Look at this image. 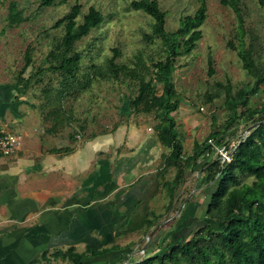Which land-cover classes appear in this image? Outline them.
<instances>
[{
  "label": "rangeland",
  "instance_id": "374dc122",
  "mask_svg": "<svg viewBox=\"0 0 264 264\" xmlns=\"http://www.w3.org/2000/svg\"><path fill=\"white\" fill-rule=\"evenodd\" d=\"M133 1L67 0L64 5L42 7V0H0V87L11 88L10 85L15 84L26 64V50L32 48V64L24 74L25 79L32 76L30 88L25 91L11 88L13 94L10 102L15 112L26 103L35 116L41 118L58 106L64 112L59 114V121L64 120L63 126L58 128L82 139L112 133L121 125L155 130L158 123L155 114L129 113V99L137 95L143 77L147 80L154 77L153 64L165 60V47L160 39L156 38L153 42L147 39L146 36L153 32L154 19L143 11H135L131 7ZM157 1L167 13L166 31L169 34L177 31L181 20L194 15L201 6V0ZM223 1L230 0H206L207 19L201 28L203 37L190 55L179 57L175 64L173 81L180 108L173 115L185 140L184 152L187 155L192 153L195 141L211 139L210 135L223 130L229 120L226 94L220 85L231 84L233 91L237 92L254 84L238 55L241 36L238 15ZM76 2L82 5L79 23L91 7L102 12L104 21L77 42L75 51L82 55L80 72L75 82L77 91L66 95L59 103L55 97L61 90L64 77L47 68L58 63L51 54L58 52L65 28H55L54 25L70 12ZM11 3L17 4L25 18L20 25L10 24ZM238 6L244 20L246 46L252 44L264 62V8L258 0H239ZM115 49L119 51L116 62L121 67L118 77L113 76L108 69V60L114 56ZM210 55L214 74H210ZM155 86L161 93L162 85L155 81ZM263 103L264 87L251 97L250 106L256 109ZM48 118L44 124L51 127L54 119ZM258 118L242 121L239 126L231 128L225 135V142H239ZM217 158L215 151L207 152L198 166L188 172L178 190L172 211H166L169 203L167 196L158 209L155 207L156 212L163 217L153 229L154 236L151 237V233L146 235L138 247L126 251L128 257L122 256L115 263L108 259L82 263L136 264L145 260L146 255L164 254L168 244L190 238L191 231L200 226L201 220L206 217L207 206L217 187V181L208 179L206 165ZM174 177V170L166 175L169 180ZM245 181L252 183L253 178ZM215 228L219 227L215 225ZM38 264L77 262L71 255L51 254Z\"/></svg>",
  "mask_w": 264,
  "mask_h": 264
},
{
  "label": "trees",
  "instance_id": "16d2710c",
  "mask_svg": "<svg viewBox=\"0 0 264 264\" xmlns=\"http://www.w3.org/2000/svg\"><path fill=\"white\" fill-rule=\"evenodd\" d=\"M258 1L264 8V0ZM66 3L67 0H42L41 6L52 7ZM223 3L230 5L238 15L241 30L238 55L254 84L237 92L233 91L231 84L220 85L226 94V106L230 117L223 130L214 132L210 138L222 145L225 142V135L231 128L239 126L242 121L259 118L253 121L252 130L237 146L231 162L223 164L216 159L206 164L208 179L217 181V187L207 206V215L201 220L202 224L191 231L190 238L168 244V250L164 254L149 257L146 255L145 260L136 264H153L155 261L159 264H264V103L256 109L250 106L251 97L262 91L264 87V62L252 44L246 46L243 37L244 20L238 6L239 0L223 1ZM131 7L135 11H143L154 19L153 32L146 37L151 42L156 38L160 39L165 47V60L153 64L154 77L150 80L143 77L139 82L137 95L129 99V113H154L158 120L155 130L162 146L167 150L162 155L160 186L169 197L166 211L170 212L188 172L193 171L206 153L213 150L209 140L195 141L192 153L187 155L184 152L185 140L179 132L177 120L173 115L180 108V100L177 98L173 81L176 60L190 55L202 39L201 28L207 19V5L206 0H201L197 12L184 17L179 29L170 34L166 31L167 13L161 9L157 0H134ZM81 13L82 5L76 2L70 12L54 25L55 28L62 26L65 28V35L59 44L58 52L51 54L58 63L47 68L59 72L64 77L61 90L55 97L59 103L66 95L77 91L75 82L82 60L81 53L75 51L77 42L104 21L102 12L95 7H91L83 16V21L79 23L78 18ZM9 18L11 25H20L25 20L15 3L10 5ZM114 52V56L108 60V69L113 76L118 77L121 71V67L116 62L119 51L115 49ZM25 59V67L19 72L15 84L10 85L11 88L25 91L31 86L32 76L25 79L24 74L32 64V48H27ZM209 65L210 74H214L211 55ZM155 81L162 85L161 93L157 90ZM46 93L50 92L47 90ZM60 112L61 108L56 106L49 115L43 117L47 122L49 116L53 117L54 125L50 127L51 130H58V127L63 126L64 119L59 121ZM59 151L69 153L71 149L64 148ZM171 170L175 171V177L172 180L166 179V175ZM247 178H253L252 183H247L245 181ZM162 217V214L152 212L145 221L146 233ZM215 225L219 228H215ZM119 249L109 248L79 254L70 248L66 252L54 254L71 255L77 264H83L87 257L102 256ZM122 256L128 257V254ZM47 257V254L43 255L42 260Z\"/></svg>",
  "mask_w": 264,
  "mask_h": 264
},
{
  "label": "crops",
  "instance_id": "0c3cea01",
  "mask_svg": "<svg viewBox=\"0 0 264 264\" xmlns=\"http://www.w3.org/2000/svg\"><path fill=\"white\" fill-rule=\"evenodd\" d=\"M12 94L0 87V133L20 135L23 146L0 159V264L120 248L86 259L115 263L138 247L155 227L146 233V219L167 196L155 130L121 125L82 139L51 130L26 103L15 112Z\"/></svg>",
  "mask_w": 264,
  "mask_h": 264
},
{
  "label": "built area",
  "instance_id": "2783aa9c",
  "mask_svg": "<svg viewBox=\"0 0 264 264\" xmlns=\"http://www.w3.org/2000/svg\"><path fill=\"white\" fill-rule=\"evenodd\" d=\"M244 137L245 135L241 136L239 142H234L232 144L224 142L222 145H219L214 139H209L208 142L213 146V151L216 152L218 157L217 159L225 164L232 161L233 153ZM22 146L23 139L20 135L7 132L0 133V159L15 154L21 150Z\"/></svg>",
  "mask_w": 264,
  "mask_h": 264
},
{
  "label": "water",
  "instance_id": "95a60500",
  "mask_svg": "<svg viewBox=\"0 0 264 264\" xmlns=\"http://www.w3.org/2000/svg\"><path fill=\"white\" fill-rule=\"evenodd\" d=\"M252 128H253V127H252ZM252 128L248 129V130H247V133H249V132L252 130ZM154 234H155V230L151 232L150 236L152 237V236H154Z\"/></svg>",
  "mask_w": 264,
  "mask_h": 264
}]
</instances>
